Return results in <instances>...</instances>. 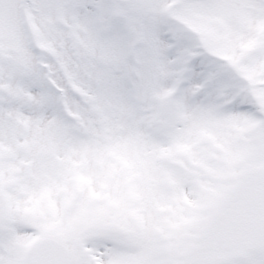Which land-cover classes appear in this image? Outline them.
I'll list each match as a JSON object with an SVG mask.
<instances>
[{"label":"snow or ice","instance_id":"6c2138e0","mask_svg":"<svg viewBox=\"0 0 264 264\" xmlns=\"http://www.w3.org/2000/svg\"><path fill=\"white\" fill-rule=\"evenodd\" d=\"M0 264H264V0H0Z\"/></svg>","mask_w":264,"mask_h":264}]
</instances>
